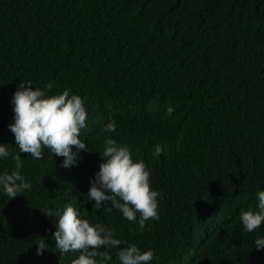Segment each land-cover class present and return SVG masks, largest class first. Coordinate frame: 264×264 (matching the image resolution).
<instances>
[{"label":"trees","instance_id":"trees-1","mask_svg":"<svg viewBox=\"0 0 264 264\" xmlns=\"http://www.w3.org/2000/svg\"><path fill=\"white\" fill-rule=\"evenodd\" d=\"M29 81L81 97L89 151L70 168L46 148L43 159L22 154L31 188L11 201L0 191V264H72L78 253L61 256L52 239L53 215L69 204L120 247L152 250L151 264H264L254 247L264 224L244 233L239 221L264 191V0H0V143L13 154L11 100ZM110 119L108 136L160 193L159 219L143 230L79 204ZM13 169L0 161V172Z\"/></svg>","mask_w":264,"mask_h":264},{"label":"clouds","instance_id":"clouds-1","mask_svg":"<svg viewBox=\"0 0 264 264\" xmlns=\"http://www.w3.org/2000/svg\"><path fill=\"white\" fill-rule=\"evenodd\" d=\"M52 83L46 85L50 91ZM14 113L13 123L8 125L14 135L19 153L13 154L5 144L0 143V161L11 157L15 169L0 172V191L11 201L29 190L31 184L21 174L22 154L28 153L32 159H43V149H48L55 157L64 158L61 166L76 165L78 153L89 151L88 144L80 138L86 128L87 111L80 96L65 89L60 94L48 95L40 88H33L31 82L21 83L11 100ZM116 122L104 126L103 151L100 154L99 171L90 180L84 204H91L93 214L116 209L124 219L137 222L140 229L149 220L159 219L158 196L150 184V172L143 161H134L127 146L119 144L108 134L116 131ZM73 146L75 151H73ZM256 209L241 211L239 221L244 233H253L264 224V191H258ZM56 231L52 235L55 248L61 256L78 253L72 264H109L113 261L110 250L119 249L116 259L119 264H151L152 250L143 251L135 243L120 247L122 242L115 234L101 226L92 224L82 217L81 212L71 204L53 215ZM37 255H43L49 245L44 238L36 242ZM257 251L264 250V236L254 241ZM103 249V250H101Z\"/></svg>","mask_w":264,"mask_h":264}]
</instances>
